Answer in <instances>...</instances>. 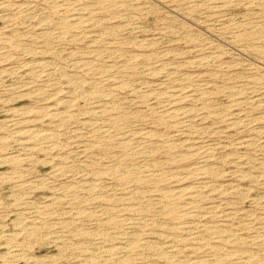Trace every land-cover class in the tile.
<instances>
[{"label":"rangeland","instance_id":"1","mask_svg":"<svg viewBox=\"0 0 264 264\" xmlns=\"http://www.w3.org/2000/svg\"><path fill=\"white\" fill-rule=\"evenodd\" d=\"M0 264H264V0H0Z\"/></svg>","mask_w":264,"mask_h":264},{"label":"bare ground","instance_id":"2","mask_svg":"<svg viewBox=\"0 0 264 264\" xmlns=\"http://www.w3.org/2000/svg\"><path fill=\"white\" fill-rule=\"evenodd\" d=\"M6 158V157H5Z\"/></svg>","mask_w":264,"mask_h":264}]
</instances>
